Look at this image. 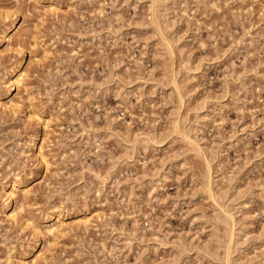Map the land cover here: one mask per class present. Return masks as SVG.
<instances>
[{"label":"rangeland","instance_id":"obj_1","mask_svg":"<svg viewBox=\"0 0 264 264\" xmlns=\"http://www.w3.org/2000/svg\"><path fill=\"white\" fill-rule=\"evenodd\" d=\"M0 264H264V0H0Z\"/></svg>","mask_w":264,"mask_h":264},{"label":"bare ground","instance_id":"obj_2","mask_svg":"<svg viewBox=\"0 0 264 264\" xmlns=\"http://www.w3.org/2000/svg\"><path fill=\"white\" fill-rule=\"evenodd\" d=\"M24 79H25V78H24L23 74L20 73V74L17 75V78H16L15 82H16L17 84H18V83H22Z\"/></svg>","mask_w":264,"mask_h":264}]
</instances>
